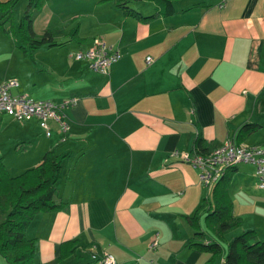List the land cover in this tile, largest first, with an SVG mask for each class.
I'll return each mask as SVG.
<instances>
[{"label": "crops", "instance_id": "0c3cea01", "mask_svg": "<svg viewBox=\"0 0 264 264\" xmlns=\"http://www.w3.org/2000/svg\"><path fill=\"white\" fill-rule=\"evenodd\" d=\"M218 1L175 0L174 12L147 19L114 0H45L33 9L36 34L51 29L59 41L66 38L57 35L69 34L73 49L94 37L118 48L105 71L59 53L64 46L43 43L30 56L2 26L0 81L15 76L14 90L36 98L77 95L64 108L66 132L50 120L46 135L36 118L0 112L17 168L37 163L47 149L66 154L51 191L60 205L37 211L25 228L42 264L53 263L66 238L78 239L83 264H95L93 251L110 252L113 264H205L210 251L189 244V214L209 199L213 183L205 185L194 165L170 151L196 149L197 135L207 150L226 136L237 140L244 121L257 126L237 141L264 144V0ZM129 3L144 14L155 9L153 0ZM26 56L39 70L34 77L19 68ZM247 163L235 164L229 184L232 210L241 217L232 235L254 227L262 237L264 188Z\"/></svg>", "mask_w": 264, "mask_h": 264}, {"label": "trees", "instance_id": "16d2710c", "mask_svg": "<svg viewBox=\"0 0 264 264\" xmlns=\"http://www.w3.org/2000/svg\"><path fill=\"white\" fill-rule=\"evenodd\" d=\"M45 0H27L17 24L10 29L5 22H12V11L17 0H0V25L18 36L19 45L32 56L33 50L43 44H60L65 40H56L51 29H44L36 34L32 27V12ZM130 0H114V3L125 12L142 19L158 14H168L177 8L175 0H153L155 9L142 13L129 3ZM200 0H195L199 2ZM71 34H75V27ZM257 126L255 121H244L236 131V138L241 139L248 131ZM196 150H207L204 138L197 135L194 139ZM66 166V154L54 149L43 152L39 161L11 173L0 157V253L8 264H42L34 253V238L25 234V228L35 213L43 209H52L60 204L54 200L51 191L56 180ZM235 164L227 167L211 187L209 199L204 200L189 214L193 232L189 244L210 251L205 264H213L214 258L226 244L223 253V264H264V237H259L254 227L242 228L230 238L225 231L240 224L241 217L232 210V198L229 184ZM203 216V227L200 217ZM203 239H206L203 240ZM77 238H66L60 241L59 251L52 264H83L82 249Z\"/></svg>", "mask_w": 264, "mask_h": 264}, {"label": "built area", "instance_id": "2783aa9c", "mask_svg": "<svg viewBox=\"0 0 264 264\" xmlns=\"http://www.w3.org/2000/svg\"><path fill=\"white\" fill-rule=\"evenodd\" d=\"M226 1L219 0L217 5L223 6ZM70 54L75 58H85L88 64L96 70L105 71L106 67L121 55V52L118 48L108 45L103 38L94 37L90 45L76 47L70 50ZM151 59L150 54L145 56L146 62ZM17 85L18 79L15 76H9L0 81V112H8L18 120L36 118L46 135L51 132L50 120L56 121L60 131H67L69 122L64 108L74 103L77 95L64 96L58 100L36 98L27 92L15 91L14 88ZM170 153L194 165L198 170L200 180L205 185L214 183L230 165L238 162L251 163L254 167L256 185L264 188L263 143H244L237 141L233 136H226L207 151L175 148ZM90 256L95 264H113L115 261L114 256L106 251L103 253L93 251Z\"/></svg>", "mask_w": 264, "mask_h": 264}, {"label": "rangeland", "instance_id": "374dc122", "mask_svg": "<svg viewBox=\"0 0 264 264\" xmlns=\"http://www.w3.org/2000/svg\"><path fill=\"white\" fill-rule=\"evenodd\" d=\"M131 1L135 2V0H131ZM26 3H27V0H18L16 2L15 6L13 8V11H12V19H13L15 25H16L17 21L19 20L21 14L23 13V10L25 8ZM5 26L8 29H10L9 24H5ZM1 28H2V26L0 25V29ZM7 33H8V35H10L8 31H7ZM68 36H69V34H68ZM68 36L66 34H63L62 36L57 35V37H59L60 39L66 38L67 40L62 44H53L51 46H58V47L64 46L63 48L60 49L59 53L67 55L68 52H70V50L73 49V48H70V45L75 43L73 38L68 37ZM27 56L30 59H32V61H34L36 59V58H34V59L31 58L29 55H27ZM27 56H26L27 62L19 64V68H20L23 76H25V77L33 76L34 77L37 73H39V70H37L35 67H33L34 63H32V61H30V59ZM6 131H8V130H0V157L2 158V160H3L6 168L8 169V171L16 174L17 172L22 171L23 168H17V166L15 165V163L18 160V156H17L16 152L8 151V133ZM39 134L45 136L43 132H39ZM2 155H4V158ZM247 164H250L253 167V165L251 163H247ZM240 224H241V220H240ZM239 228H240V226H238V225L233 226L232 228H229L227 230V235L228 236L232 235V233L234 231H237ZM261 235H263L262 236V238H263L264 234H261ZM225 250H226V244H225V242H222V250L220 251V253L217 254L216 259H215V263L217 262L219 264H223L220 261V260H222V258H220V255ZM85 255H86V252H83L84 257H85ZM0 264H8V261L6 260V258L1 253H0Z\"/></svg>", "mask_w": 264, "mask_h": 264}]
</instances>
